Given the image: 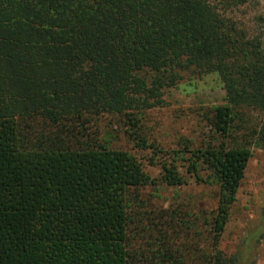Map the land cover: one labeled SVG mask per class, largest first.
Returning <instances> with one entry per match:
<instances>
[{
	"label": "trees",
	"instance_id": "16d2710c",
	"mask_svg": "<svg viewBox=\"0 0 264 264\" xmlns=\"http://www.w3.org/2000/svg\"><path fill=\"white\" fill-rule=\"evenodd\" d=\"M247 2L0 0V154L16 157L21 232L0 239V264L256 263L261 229L249 250L221 248L253 149L264 151V40L235 16ZM211 74L226 103L203 114L208 142L149 146L141 122L165 91ZM106 116L153 150L159 180L102 141ZM188 180L217 188L202 233L193 213L142 197Z\"/></svg>",
	"mask_w": 264,
	"mask_h": 264
},
{
	"label": "rangeland",
	"instance_id": "374dc122",
	"mask_svg": "<svg viewBox=\"0 0 264 264\" xmlns=\"http://www.w3.org/2000/svg\"><path fill=\"white\" fill-rule=\"evenodd\" d=\"M235 16L244 25L253 29L264 40V0H248L235 11ZM226 92L219 75L211 74L201 79L188 80L164 93L163 108L149 111L141 122L140 136L148 145L161 144L169 150L177 148L181 142H193V147H201L210 139L203 114L216 106L226 103ZM252 118H257L251 113ZM118 116L102 118L98 133L102 141L114 149L132 152L144 164L145 171L153 178H160V167L150 165L153 150L140 151L137 141L127 134V127ZM186 172V169H184ZM16 157L0 154V239L17 238L20 235L18 222ZM149 210L175 209L181 207L184 213L195 215L198 229L203 232V221L198 218L208 214L216 204L217 188L188 180L180 188H169L158 181L155 186L142 192ZM264 233V151L253 149L245 178L237 195V202L231 209L230 222L222 237L221 248L228 256L238 254L252 246L246 243L251 233ZM205 235V234H204ZM195 241L198 239L191 234ZM255 264H264V239L257 245Z\"/></svg>",
	"mask_w": 264,
	"mask_h": 264
}]
</instances>
